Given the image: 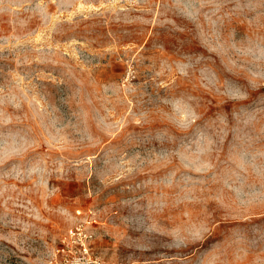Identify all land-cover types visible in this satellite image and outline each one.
I'll list each match as a JSON object with an SVG mask.
<instances>
[{
  "label": "rangeland",
  "instance_id": "obj_1",
  "mask_svg": "<svg viewBox=\"0 0 264 264\" xmlns=\"http://www.w3.org/2000/svg\"><path fill=\"white\" fill-rule=\"evenodd\" d=\"M264 264V0H0V264Z\"/></svg>",
  "mask_w": 264,
  "mask_h": 264
},
{
  "label": "built area",
  "instance_id": "obj_2",
  "mask_svg": "<svg viewBox=\"0 0 264 264\" xmlns=\"http://www.w3.org/2000/svg\"><path fill=\"white\" fill-rule=\"evenodd\" d=\"M74 262L75 264H100L98 260L91 258L87 254V251L85 248H84L83 254L80 256H77Z\"/></svg>",
  "mask_w": 264,
  "mask_h": 264
}]
</instances>
